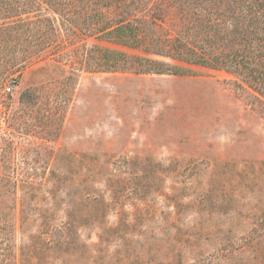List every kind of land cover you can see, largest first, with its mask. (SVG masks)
I'll return each instance as SVG.
<instances>
[{
	"label": "rangeland",
	"instance_id": "obj_1",
	"mask_svg": "<svg viewBox=\"0 0 264 264\" xmlns=\"http://www.w3.org/2000/svg\"><path fill=\"white\" fill-rule=\"evenodd\" d=\"M161 7L168 9L169 26V0L156 1L155 14ZM41 9L43 17H52L49 3ZM173 11L180 15L178 8ZM41 27L51 33L46 20ZM58 33L54 47H43L37 59L29 31H0V148H17L15 159L28 170L22 178L73 183L79 173H88V164L78 167L77 155L92 154L90 161L102 166L91 170L94 186L110 205L97 211L96 219L77 218L61 242L47 245L42 238L60 237L53 229L69 219L68 211L88 217L94 209H70L72 200L81 206L80 194L42 189L30 200L39 210L31 207L23 222L22 202L29 197L20 190L11 264H264V237L256 238L264 231V116L240 95L236 77L84 31L75 37L60 27ZM83 45L148 56L179 70L138 72L130 62L106 70L65 63L66 55L55 61ZM71 74L75 80L67 81ZM30 86L42 87V93L25 108L22 92ZM58 107L65 111L59 125L44 112ZM20 111L28 112L19 116ZM15 122L28 134L14 129ZM45 126L57 136L37 132ZM47 208L53 218L45 227L39 211Z\"/></svg>",
	"mask_w": 264,
	"mask_h": 264
},
{
	"label": "trees",
	"instance_id": "obj_2",
	"mask_svg": "<svg viewBox=\"0 0 264 264\" xmlns=\"http://www.w3.org/2000/svg\"><path fill=\"white\" fill-rule=\"evenodd\" d=\"M156 1L158 0H0V21L3 20L0 22V31L14 30L23 34L29 31V37L37 46L32 57L37 59L43 55L42 50L54 47L56 35H59L61 27L75 37L79 31H84L89 36L102 37L126 47L141 48L149 54L225 69L236 77L235 86L240 95L245 93V98L259 108V112L264 116V0H169V26L166 25L167 7H161L158 14L153 11ZM43 2L51 5L52 17H43ZM174 7L178 8V17H175ZM130 15L134 18L130 19ZM53 17L61 20L59 24ZM44 20L50 23V34H46V30L41 27ZM64 55L68 56L65 63L82 62L85 66H103L106 70L124 68L127 62L135 66L138 72L172 73L179 70V67L170 69L169 63L148 56L129 57L121 51L98 45H83L82 50L75 48L65 51L57 55L55 61H62L60 58ZM53 66L59 67V64ZM66 79L74 81L75 77L71 74ZM1 85L2 82L0 87ZM41 88L30 86L22 92V101L27 102L25 108L32 106L28 105L32 99L41 96ZM60 109L61 107H58L54 111L44 112L59 125L65 113ZM26 112L28 111H20L19 116ZM2 118L0 114V119ZM14 126L18 132L28 134L27 128L17 129L18 122H15ZM37 132H44L52 137L58 134L57 131L51 133L46 126ZM46 151L51 156L54 152L51 148ZM17 152L16 147L11 150L0 148V264H11V234L14 231L12 227L16 221L17 195L20 190L24 192L25 197H29L22 202L23 222L32 214L31 207L35 206V210H39V205H30V200L35 199L42 189H48L52 195L61 189H67L71 195L80 194L81 206L77 205L78 200L72 202L70 199V209L77 211L79 207L81 212L89 206L94 209L88 217L83 213L76 217L72 211H68L69 219L53 229L60 233V237L42 238L47 245H51L53 239L61 242L66 235L65 229L72 227L77 218L81 222L88 221L97 215V211L100 212L110 205L105 203L102 193L94 186L96 171L91 170L102 166L90 161L89 155L92 154L77 155L78 167L83 170L84 163L88 164V173L84 177L82 172L79 173L73 183L68 182L67 178L44 181L20 177L28 170L21 167L15 159ZM67 156L69 154L64 153L62 157ZM113 163L117 164L115 161ZM134 185L137 187L139 184ZM115 190L118 192V189ZM115 190L113 189L114 192ZM7 195L12 197V201H3ZM52 214L50 208L39 211L40 224L48 227L53 218ZM257 236V240L263 238L264 231H259ZM244 242L240 245L247 244Z\"/></svg>",
	"mask_w": 264,
	"mask_h": 264
},
{
	"label": "built area",
	"instance_id": "obj_3",
	"mask_svg": "<svg viewBox=\"0 0 264 264\" xmlns=\"http://www.w3.org/2000/svg\"><path fill=\"white\" fill-rule=\"evenodd\" d=\"M6 89H7L8 92L12 91V87H10V86H8Z\"/></svg>",
	"mask_w": 264,
	"mask_h": 264
}]
</instances>
